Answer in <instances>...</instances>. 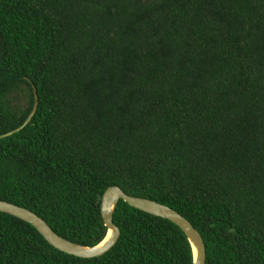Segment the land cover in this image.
Returning <instances> with one entry per match:
<instances>
[{
	"label": "trees",
	"instance_id": "16d2710c",
	"mask_svg": "<svg viewBox=\"0 0 264 264\" xmlns=\"http://www.w3.org/2000/svg\"><path fill=\"white\" fill-rule=\"evenodd\" d=\"M0 200L65 239L106 233L112 185L164 204L205 264H264V0H0ZM82 258L0 211V264H192L172 221L119 200Z\"/></svg>",
	"mask_w": 264,
	"mask_h": 264
},
{
	"label": "water",
	"instance_id": "95a60500",
	"mask_svg": "<svg viewBox=\"0 0 264 264\" xmlns=\"http://www.w3.org/2000/svg\"><path fill=\"white\" fill-rule=\"evenodd\" d=\"M34 99V106L25 121L16 129L2 134L0 137L7 136L18 131L30 120L37 103L35 90ZM120 199L132 207L155 216L166 218L179 226V228L184 232L189 243L192 264H205L206 251L203 238L188 219L164 204L144 197L128 195L119 186L112 185L107 187L100 196V213L104 226L106 227V233L98 243L92 246L81 245L65 239L57 234L43 218L25 207L0 200V211L13 215L31 224L54 248L77 257L91 258L104 254L117 242L119 238L120 228L113 222L112 215L116 204Z\"/></svg>",
	"mask_w": 264,
	"mask_h": 264
}]
</instances>
